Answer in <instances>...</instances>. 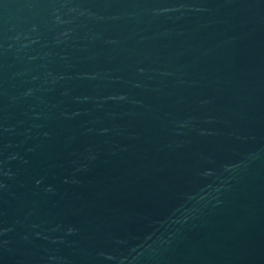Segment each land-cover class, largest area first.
<instances>
[{"label": "water", "instance_id": "1", "mask_svg": "<svg viewBox=\"0 0 264 264\" xmlns=\"http://www.w3.org/2000/svg\"><path fill=\"white\" fill-rule=\"evenodd\" d=\"M0 264H264V0H0Z\"/></svg>", "mask_w": 264, "mask_h": 264}]
</instances>
